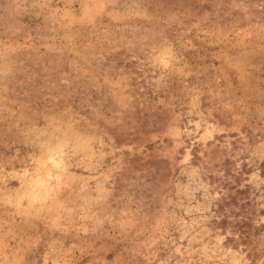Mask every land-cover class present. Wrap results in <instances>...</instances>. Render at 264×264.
I'll list each match as a JSON object with an SVG mask.
<instances>
[{
  "label": "rangeland",
  "instance_id": "374dc122",
  "mask_svg": "<svg viewBox=\"0 0 264 264\" xmlns=\"http://www.w3.org/2000/svg\"><path fill=\"white\" fill-rule=\"evenodd\" d=\"M0 264H264V0H0Z\"/></svg>",
  "mask_w": 264,
  "mask_h": 264
},
{
  "label": "trees",
  "instance_id": "16d2710c",
  "mask_svg": "<svg viewBox=\"0 0 264 264\" xmlns=\"http://www.w3.org/2000/svg\"><path fill=\"white\" fill-rule=\"evenodd\" d=\"M245 223H247V222H245ZM247 225H251V223L249 222V223H247ZM251 226H249L248 228H250Z\"/></svg>",
  "mask_w": 264,
  "mask_h": 264
}]
</instances>
